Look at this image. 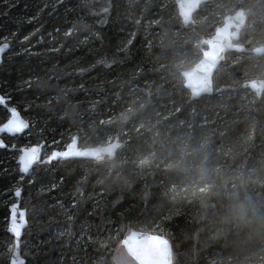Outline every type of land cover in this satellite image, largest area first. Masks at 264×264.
<instances>
[{"label": "trees", "instance_id": "obj_1", "mask_svg": "<svg viewBox=\"0 0 264 264\" xmlns=\"http://www.w3.org/2000/svg\"><path fill=\"white\" fill-rule=\"evenodd\" d=\"M218 1L195 16L213 3L220 24L245 8L240 43L264 44V30L245 32L251 21L261 29L264 0H232L227 12ZM214 20L206 18L203 39ZM181 27L174 0H0V42L10 45L0 91L30 122L0 149V264H8L16 187L28 220L21 241L38 242L25 264H114L132 230L168 238L172 264H264V92L255 98L241 87L264 80V55L228 53L213 93L191 100L180 73L200 58L201 36ZM200 114L211 122L199 124ZM7 117L0 107V124ZM74 135L81 147L108 138L124 147L118 160H58L20 175V148L63 149ZM57 225L66 251L48 238Z\"/></svg>", "mask_w": 264, "mask_h": 264}, {"label": "water", "instance_id": "obj_2", "mask_svg": "<svg viewBox=\"0 0 264 264\" xmlns=\"http://www.w3.org/2000/svg\"><path fill=\"white\" fill-rule=\"evenodd\" d=\"M209 1L211 0H174L177 15L182 25L184 27H188L190 24H193V15L199 10L201 5ZM245 24L246 14L244 10L237 9L234 13L228 14L223 18L221 26L214 30L210 38L201 40L202 48L200 58L190 68L183 70L180 73L182 85L189 92L191 100H196L201 96H209L213 93V76L220 64L225 60L228 53H246L252 54L256 57L264 55V44L249 49L240 43V34ZM0 48L4 49L3 51H0L1 66L3 57L10 50V45L8 42L3 41L0 42ZM241 87L243 89H249L251 92L256 94L257 98H259L264 92V80L258 78L247 80L241 84ZM0 98H2L0 107L5 108L8 114L7 119L0 124V128H3L8 123L9 119L13 118L11 112L13 109L18 115V119L27 124V127L20 132L10 133L7 131H0V143L3 145L0 146V149H6L8 147L4 137L22 135L29 129L30 122L22 116L15 106L9 105V98L4 96L1 91ZM73 144L75 146V150L79 153L78 156H57L56 158H52L53 153L66 152L68 151L69 146ZM123 147L124 143L118 138H114L112 141L99 146L81 147L79 146L78 136L74 135L63 149H53L48 153H45V142H41L30 147H22L19 149L16 163L18 165L20 175L27 176L33 170L34 166L39 163L47 165L58 160L63 161L69 159L92 160L95 162L103 161L104 159L113 160L116 157L117 152ZM32 148H38L39 158L29 166L27 171H23V164L21 163L22 157L24 156L25 150ZM17 190H19V196L16 195ZM21 195L22 187L16 188L13 192L14 202L8 206V222L6 231L13 238L8 264H13V261H15L16 264H21V262L22 264L26 263L25 257L21 254L20 242L23 232L28 226V220L26 210L21 207ZM13 207H15L16 223L17 225H22L20 235L18 237V254L16 253L17 237L9 231L12 217L11 209H13ZM21 214H23V219H21ZM120 245L136 264H172L170 241L163 235L153 232L132 230L125 234L120 242Z\"/></svg>", "mask_w": 264, "mask_h": 264}, {"label": "rangeland", "instance_id": "obj_3", "mask_svg": "<svg viewBox=\"0 0 264 264\" xmlns=\"http://www.w3.org/2000/svg\"><path fill=\"white\" fill-rule=\"evenodd\" d=\"M225 0H219L218 1V3H215L214 4V6L215 7H219V6H221V7H223L224 8V11H228V10H230V8L229 7H231L232 5H231V2H232V0H226L225 2H224ZM236 2L238 3V4H242V3H244L245 2V0H236ZM212 5H213V3H212ZM212 5L210 4V6H208V7H206V8H204L205 9V12H206V14H204V15H202V16H195V14L198 12H196L194 15H193V21H194V23L193 24H190L188 27L189 28H191V29H194V30H196L197 31V34L198 35H200L201 37H199V41H201V39H203L204 37H205V35L203 36V35H201L202 34V29H203V26H207V24H205V21H206V18L209 16V15H213V17H215L216 18V20H214V21H210V23L208 24V26H212V23H213V27H220L221 26V24H222V22H223V20H221V23L219 24V14L217 13V12H213L212 11ZM200 9V8H199ZM244 10H245V12H247L246 11V9L244 8ZM236 11V9L235 10H233L232 11V13H234ZM231 14V13H230ZM257 18H259V21L262 23L261 24V29H259V27L257 28V26H255L254 24H253V21H251L250 23H249V26L246 28V34H252V30H258V32H260V31H263L264 30V12L263 13H261V15L259 16V15H257ZM178 20H179V22H180V25L183 27V28H186V30H188V27H184L183 25H182V23H181V21H180V19H179V17H178ZM219 24V25H218ZM181 27V28H182ZM245 27V26H244ZM216 28V29H217ZM244 29V28H243ZM180 36V35H179ZM178 36V37H179ZM211 36H207L205 39H207V38H210ZM179 39H181V40H183V41H187V38H184V37H182V36H180L179 37ZM261 74H264V70L263 71H261ZM252 94H253V97H255V98H257L256 97V94L255 93H253V92H251ZM237 96V95H236ZM253 101V98H248L247 100H246V103H248V104H246V106H250V104H249V102H252ZM221 102H223V100L221 101ZM172 106L173 105H170V107L165 111L166 113H163V112H158L157 113V116H159L160 118H165V117H167L168 115H170V113L174 110V109H176V107H173L172 108ZM192 107V106H191ZM193 114H195V111L194 110H190ZM200 120H199V124H201V125H204V124H206L207 122H211V121H207V117H204V115H201L200 114ZM138 128H140V130L141 129H144V128H147V125H146V123H145V121H141L140 123H138ZM153 133H147L146 135H144V136H141L140 138H141V140H142V142L143 143H145V145L146 144H148L149 143V141H150V139L153 137ZM181 137V135H179V138ZM109 139V138H108ZM108 139L106 140L107 142H109L108 141ZM127 138H125V142H127ZM106 142V143H107ZM83 143V142H82ZM82 143H80V144H82ZM51 142H48V144H46L47 146H51ZM244 145H245V142H244ZM25 147H28V145L27 146H25ZM50 150H46L45 149V153H48ZM147 157H148V155H147ZM146 157V158H147ZM144 159H146L145 158V156L143 157ZM115 159L116 160H118V157L116 156L115 157ZM114 159V160H115ZM121 159H123V156L122 157H120L119 158V160H121ZM143 159V160H144ZM141 161H139L138 162V164L140 163ZM30 180V179H29ZM17 188V187H16ZM194 192V191H193ZM21 207H22V205H21ZM53 235H50V236H48V238L49 239H52L53 240V238L54 237H58L59 238V240H61V242H62V248H63V250L64 251H66V249H67V247L69 246V244H70V240H68V237H67V234H66V229H64L61 225H57L54 229H53ZM126 233H128V232H126ZM12 244H13V241L11 242V244L10 245H8V252H10L11 251V249H12ZM37 245H38V242H35L34 241V239L33 238H25V240L24 241H21L20 242V250H21V254H22V256L23 257H26L27 255L28 256H30V255H32L33 254V252L35 251V247H37ZM60 258H62V255H60L59 256ZM75 258V255L74 254H72L71 255V259H74ZM112 261H113V263L114 264H136L127 254H126V252H125V250L123 249V247L120 245V242L115 246V248H114V250H113V254H112Z\"/></svg>", "mask_w": 264, "mask_h": 264}, {"label": "snow or ice", "instance_id": "obj_4", "mask_svg": "<svg viewBox=\"0 0 264 264\" xmlns=\"http://www.w3.org/2000/svg\"><path fill=\"white\" fill-rule=\"evenodd\" d=\"M6 47V46H5ZM3 48H0V51H3ZM0 102H2V98H0ZM12 112V117L9 119L8 123L3 127L0 128V131H7L10 133H15V132H20L23 131L24 128L27 127V124L18 119V115L16 114L15 110H11ZM0 146H3L2 143H0ZM78 156L79 153L75 150L74 144L69 146L68 151L63 152V153H53L52 158H56L57 156L61 157H68V156ZM39 158L38 154V148H32L25 150L24 156L22 157L21 163L23 164V171H27L29 166L35 162ZM19 190H17L16 195L19 196ZM12 212V217H11V226L9 228V231L13 233L15 237H17V244H16V253L18 254L19 251V243H18V237L20 235V229L22 225H17L16 223V216H15V207L11 209ZM21 219H23V214H21ZM13 264H16L15 261H13ZM22 264V262H21Z\"/></svg>", "mask_w": 264, "mask_h": 264}]
</instances>
